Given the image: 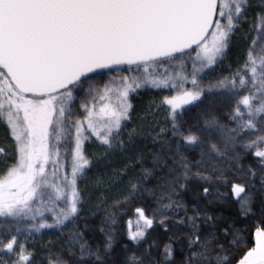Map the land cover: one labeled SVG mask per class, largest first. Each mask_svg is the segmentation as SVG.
I'll list each match as a JSON object with an SVG mask.
<instances>
[{
  "label": "snow or ice",
  "instance_id": "snow-or-ice-1",
  "mask_svg": "<svg viewBox=\"0 0 264 264\" xmlns=\"http://www.w3.org/2000/svg\"><path fill=\"white\" fill-rule=\"evenodd\" d=\"M250 8L258 11L243 63L205 84ZM122 64L144 73L97 86L96 77ZM151 65L164 73H148ZM145 87L175 94L151 102L129 130L130 95ZM185 106L199 109L195 123ZM225 109L226 121L218 115ZM160 111L162 122L154 119ZM0 125L8 134L0 144V264H264V0H0ZM143 139L160 145L152 166L137 157L98 177L103 192L127 177V191L111 204L102 195L95 210H85L91 197L78 182L93 161L84 142L98 144L100 162ZM229 195L242 215L259 212L252 247L236 219L209 212ZM146 197L151 215L134 207L135 231L127 221L134 246L117 251L119 218ZM97 212L104 217L94 228L89 214ZM156 222L171 233L162 248L148 239ZM42 229L61 241L58 249L39 242L44 255L33 240Z\"/></svg>",
  "mask_w": 264,
  "mask_h": 264
},
{
  "label": "trees",
  "instance_id": "trees-1",
  "mask_svg": "<svg viewBox=\"0 0 264 264\" xmlns=\"http://www.w3.org/2000/svg\"><path fill=\"white\" fill-rule=\"evenodd\" d=\"M252 3L254 5L258 4V3H260V0H252ZM257 11H258V9H256V8H250L249 9L247 24L244 25L243 30L241 32H238L236 37L233 39L231 51L228 53V56L221 63L214 66L215 70L210 71L209 74L204 78L203 82L205 84H207L209 81L214 82L217 78H220L222 76H227L231 71H234L239 66V64L243 63L242 57L245 55L246 50H247V43L245 41V36L248 35L249 27L253 24V20L256 16ZM252 35H255V33L253 32ZM154 66L157 69L156 74L164 73V67H160V66H156V65H154ZM128 68H129L128 65L114 67V70L112 72L106 73L103 77H96L95 82H96L97 86L102 88L103 84L105 82H107L109 80V78H111V77H119L122 75L143 74L141 72H137V71L135 72V70H136L135 65L132 66L134 71L131 73H129L127 71ZM175 70H178V69L169 68V71H175ZM187 87L190 88L191 85L189 84V85H187ZM152 89L153 90H151V89L139 90L138 93L139 94H141V93L148 94V93L152 92V97L154 98L155 101L156 100L160 101L164 96H170V95L175 94L174 92H172L168 89H156V88H152ZM145 97H147V96H145ZM132 103H133V111H134L137 107H139V104L136 101V97L135 98L132 97ZM145 103H146V100L140 102V105L145 104ZM205 103H207V101H205ZM78 104H79V101H77V106H78ZM99 106L100 105L98 103L97 108H99ZM185 107H190V109H191L190 111H188L186 113V118L188 119L189 123H195L197 120L196 114L199 111V109L196 107H192V106H185ZM132 115H133V112H132ZM218 115L221 117V119H223L225 121L227 120L226 109L225 110H218ZM131 125H132V121L130 124H128L129 130L131 129L130 128ZM161 126H163V124H161ZM6 134H7V132H6ZM85 134H87V133H85ZM122 138L126 139V137H122ZM5 140H6V135L1 132L0 133V144L4 143ZM73 146H74V144H73ZM63 150L64 149L62 147V149H61L62 153H63ZM158 151H160V145L159 144H153L150 139H143V140H138L136 147L130 148L127 152H120L119 150L114 152L112 155H115L116 159L109 160L110 162L109 161L97 162V158H95L94 156H91V155L87 158L89 160L93 161L91 170L94 167L97 169L96 172L92 174L96 180V175H98L99 177H103V176H105V174L111 175V173L113 171H117V172L121 171L122 169L125 168L126 165L133 163L137 159V157L142 158L144 167H151L152 166V153L158 152ZM124 154L131 157V160L127 161V163L120 162V160H121L120 158L123 157ZM189 154L192 156L196 155L194 150H189ZM67 159L70 161L71 157L69 156V157H67ZM251 162H252V158L245 161V163H251ZM109 163L114 164V166L111 167V170H104V169L100 168V167H102V165L104 167V165H107ZM68 171L70 172V167H69ZM89 173H87L86 178L88 177ZM139 173H140V167L137 166L135 168V174L139 175ZM132 175H133L132 172H129V176H132ZM123 182L124 183H122V187H121L123 189L122 192H119V190L116 186L117 185L116 183L112 186L110 191H107V192L100 191L101 193H103V195H106L108 197L110 204L113 200L118 199V198H122V195L127 191V177H125V181H123ZM153 186H154V181H153V183L146 185V187H148V188H152ZM220 191L228 193L227 188H220ZM208 199L215 201L216 197L213 194L212 196H209ZM234 200H235V198L232 197L231 195H229V198L227 201L221 202L219 204L214 203L212 206H210L209 212L211 214H214L215 216H222L223 218L228 219V220L236 219L237 220V227L245 230L244 232L241 233L242 237L244 238V240L249 242L248 247H252V246H254L255 228L260 225L259 212H257L255 215H249L246 217L240 213L239 204L235 203ZM151 203L152 202H151L150 198H147V197L143 201L137 199L136 204L133 206V211L129 212L128 214H125L119 218V223L121 225V227H120V232H121L120 241L121 242L118 243L116 246L117 251H119L120 248L123 247L124 244H127L129 247L134 246L133 242L127 239V231H128L127 221L129 219H131L133 221V231H135V220L137 219V217L134 215V207H137V206L145 207L146 208V214L150 216L151 215ZM96 205L97 204H93L92 201H90L88 204L85 205V210H87V209L95 210ZM257 207H258V202H257ZM110 210H112V209H110ZM46 216H48V222L51 223L52 222L51 214L46 213ZM103 217H104L103 212H97L95 216H91L89 214L90 223L92 224V226L94 228H98L100 226V222L103 219ZM42 230H45V229H42ZM64 231H65V236H67L68 230L66 229ZM147 233H148L149 241L150 242L155 241L156 243H158L160 245L161 248L163 247V244L171 242L169 239V237L171 236V233L165 232V226H161L158 222L154 223L152 228L147 229ZM35 236H36V234L34 235L33 240L36 241L37 237H35ZM58 236H59V232L53 230L50 232V234L46 233L45 235H43L42 242L46 243L47 241L52 240L54 242L52 247L58 249L59 245L61 243V241L57 239ZM97 236H99V233H97ZM32 242H33L32 240L29 241L30 244ZM181 247H182V245L179 242H176L173 244V249H174V253H175L177 260L180 259ZM37 250L41 251V254L44 255V253L42 252V245L38 244Z\"/></svg>",
  "mask_w": 264,
  "mask_h": 264
},
{
  "label": "rangeland",
  "instance_id": "rangeland-1",
  "mask_svg": "<svg viewBox=\"0 0 264 264\" xmlns=\"http://www.w3.org/2000/svg\"><path fill=\"white\" fill-rule=\"evenodd\" d=\"M136 71L144 73V67L141 66V68H139L138 70H135V72ZM156 72H157V69L155 68L154 65H151V66L148 67V73L156 74ZM145 89L153 90L151 87H145V88L138 89L136 93H133V94L130 95L131 103H132V97L133 98L136 97V101L139 104V107H137L134 110L135 112L133 111L132 125L130 126V128L136 127L137 125L142 123V121L140 120V117L144 115L145 111L148 109L149 104L151 102L155 101L154 98L152 97V92L148 93V94H146V93L139 94L138 93L139 90H145ZM145 96H147V97H145ZM114 99L115 98L113 97V100ZM144 100H146V103L140 105V102H142ZM156 102H159V101L156 100ZM164 115H165V113L163 111H160L159 114L154 117V119L159 120V121L162 122L163 119H164ZM151 119H153V118L150 117L148 121H144L143 123H150ZM0 131L2 133H4L6 135V137H7L5 126L0 125ZM85 135H87V134H85ZM84 152H85V156L86 157H89L91 155V156H94L95 158H98L100 156V153L102 152V149L98 146L97 143H92V142L86 140L84 142ZM112 159H116L115 155H112V156L109 157V160H112ZM120 159H121L120 162L127 163V161L131 160V157H129L128 155L124 154L123 157H121ZM109 160H107V161H109ZM101 162H104V161H101ZM113 166H114L113 163H109L107 165H104V167L102 165V167H100V168L104 169V170H111V167H113ZM96 170L97 169L94 167L91 171L87 172V173L90 172L88 174L87 178H85L82 181H79V185H80L81 189L84 190V192H83L84 196L86 198H88L90 196L91 199L89 200V202L92 201L93 204H98L100 202V199H101L102 195H103V193L100 192L102 190H98L97 185H96V180H97V178L99 176L96 175V180H95V177H93V175H92L93 173L96 172ZM124 181H125V179H124ZM122 183H124V182L123 181L122 182L121 181H117L116 182V184H117L116 186H117L119 192L123 191V189L121 188L122 187ZM51 231H53V230L52 229H45V230H41L40 233H36V236H35V237H37L36 238V242H38V244H39V242H41L43 240V235H45L46 233L50 234Z\"/></svg>",
  "mask_w": 264,
  "mask_h": 264
},
{
  "label": "water",
  "instance_id": "water-1",
  "mask_svg": "<svg viewBox=\"0 0 264 264\" xmlns=\"http://www.w3.org/2000/svg\"><path fill=\"white\" fill-rule=\"evenodd\" d=\"M124 65H127V64H122V65H119V66H124ZM114 67H118V66H114Z\"/></svg>",
  "mask_w": 264,
  "mask_h": 264
}]
</instances>
